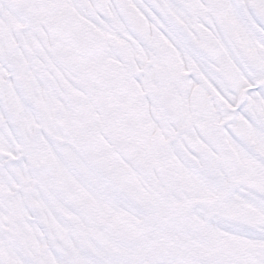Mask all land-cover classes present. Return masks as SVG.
<instances>
[{"label": "snow or ice", "instance_id": "1", "mask_svg": "<svg viewBox=\"0 0 264 264\" xmlns=\"http://www.w3.org/2000/svg\"><path fill=\"white\" fill-rule=\"evenodd\" d=\"M0 264H264V0H0Z\"/></svg>", "mask_w": 264, "mask_h": 264}]
</instances>
